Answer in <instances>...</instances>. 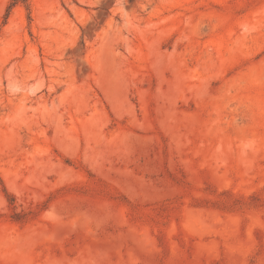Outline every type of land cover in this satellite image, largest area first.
Listing matches in <instances>:
<instances>
[{"label": "rangeland", "instance_id": "obj_1", "mask_svg": "<svg viewBox=\"0 0 264 264\" xmlns=\"http://www.w3.org/2000/svg\"><path fill=\"white\" fill-rule=\"evenodd\" d=\"M11 2L0 264H264V0Z\"/></svg>", "mask_w": 264, "mask_h": 264}, {"label": "trees", "instance_id": "obj_2", "mask_svg": "<svg viewBox=\"0 0 264 264\" xmlns=\"http://www.w3.org/2000/svg\"><path fill=\"white\" fill-rule=\"evenodd\" d=\"M23 3L25 4L27 2V0H12L11 4L9 5V8L10 9L11 7H13L14 5H16L17 3ZM213 203V202H212ZM16 221V220H15Z\"/></svg>", "mask_w": 264, "mask_h": 264}]
</instances>
